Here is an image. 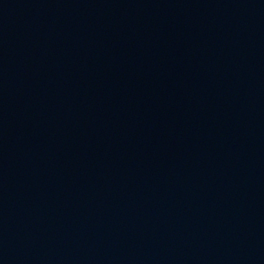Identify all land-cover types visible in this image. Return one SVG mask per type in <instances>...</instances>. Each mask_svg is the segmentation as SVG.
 I'll return each instance as SVG.
<instances>
[{
	"label": "water",
	"instance_id": "water-1",
	"mask_svg": "<svg viewBox=\"0 0 264 264\" xmlns=\"http://www.w3.org/2000/svg\"><path fill=\"white\" fill-rule=\"evenodd\" d=\"M0 264H264V0H0Z\"/></svg>",
	"mask_w": 264,
	"mask_h": 264
}]
</instances>
